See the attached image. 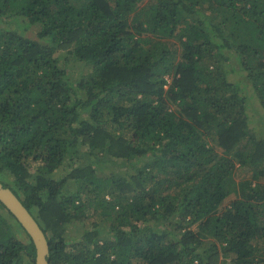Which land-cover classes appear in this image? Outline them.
Returning a JSON list of instances; mask_svg holds the SVG:
<instances>
[{"label":"trees","instance_id":"obj_1","mask_svg":"<svg viewBox=\"0 0 264 264\" xmlns=\"http://www.w3.org/2000/svg\"><path fill=\"white\" fill-rule=\"evenodd\" d=\"M263 178L264 0H0V181L49 264H264ZM26 259L0 202V264Z\"/></svg>","mask_w":264,"mask_h":264},{"label":"rangeland","instance_id":"obj_2","mask_svg":"<svg viewBox=\"0 0 264 264\" xmlns=\"http://www.w3.org/2000/svg\"><path fill=\"white\" fill-rule=\"evenodd\" d=\"M16 26H12V28H15ZM26 36H30V37H34V30L33 27L26 29L23 32ZM148 34V33H147ZM171 41H174L173 39H171ZM170 41V42H171ZM140 52L143 53V49H140ZM66 53V50H57L56 51V55L57 56H62ZM72 58V57H70ZM67 68L69 70L68 75L72 76V77H77L81 72H85L87 70H89L85 65L81 66L80 63L75 60V59H67ZM65 64V63H64ZM122 102V100L120 101ZM219 152H221L220 149H218ZM117 162L116 163H112V162H105V161H97L95 159L94 156L92 155H83L82 159H81V163L82 164H86V165H91L95 171L100 174V175H110V174H116V175H121V174H128L129 171V167L128 165L123 161V159H116ZM37 164L35 163L33 165L32 171H34V167H36ZM58 176V174H57ZM242 174L238 173L236 174L235 177V184L238 183V181L240 180ZM264 182V178L261 180ZM237 185L230 187L229 188V195L225 198V200L222 202V208L226 207V205H228V203L235 198L236 196V192L234 190V187L236 188ZM79 226L76 225V223H71L70 226H67V230L64 233L66 236H70V235H74L78 230H80L81 228H90V222L89 221H81L78 223ZM80 227V228H78ZM17 232L19 235L23 236V233L20 229H17ZM100 237L104 236V234H99ZM26 264H28V261L26 259Z\"/></svg>","mask_w":264,"mask_h":264},{"label":"water","instance_id":"obj_3","mask_svg":"<svg viewBox=\"0 0 264 264\" xmlns=\"http://www.w3.org/2000/svg\"><path fill=\"white\" fill-rule=\"evenodd\" d=\"M0 202L16 218L31 238L35 247V264H49V244L45 233L34 216L22 204L19 197L11 190L10 187L4 186L1 181Z\"/></svg>","mask_w":264,"mask_h":264}]
</instances>
